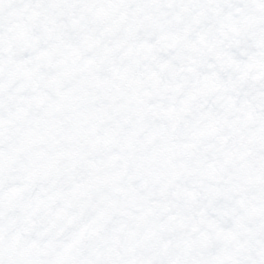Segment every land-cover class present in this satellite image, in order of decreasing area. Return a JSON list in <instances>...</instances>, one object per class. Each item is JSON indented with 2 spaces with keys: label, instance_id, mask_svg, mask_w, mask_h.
Here are the masks:
<instances>
[{
  "label": "snow or ice",
  "instance_id": "1",
  "mask_svg": "<svg viewBox=\"0 0 264 264\" xmlns=\"http://www.w3.org/2000/svg\"><path fill=\"white\" fill-rule=\"evenodd\" d=\"M0 264H264V0H0Z\"/></svg>",
  "mask_w": 264,
  "mask_h": 264
}]
</instances>
